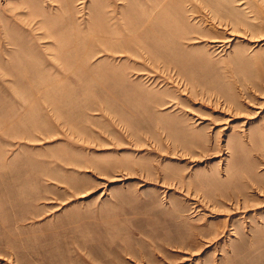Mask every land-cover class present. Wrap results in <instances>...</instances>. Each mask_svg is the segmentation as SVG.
I'll use <instances>...</instances> for the list:
<instances>
[{"label": "rangeland", "instance_id": "rangeland-1", "mask_svg": "<svg viewBox=\"0 0 264 264\" xmlns=\"http://www.w3.org/2000/svg\"><path fill=\"white\" fill-rule=\"evenodd\" d=\"M0 264H264V0H0Z\"/></svg>", "mask_w": 264, "mask_h": 264}, {"label": "bare ground", "instance_id": "bare-ground-1", "mask_svg": "<svg viewBox=\"0 0 264 264\" xmlns=\"http://www.w3.org/2000/svg\"><path fill=\"white\" fill-rule=\"evenodd\" d=\"M224 40V39H223ZM228 41H230V40H228ZM219 45V44H218Z\"/></svg>", "mask_w": 264, "mask_h": 264}]
</instances>
